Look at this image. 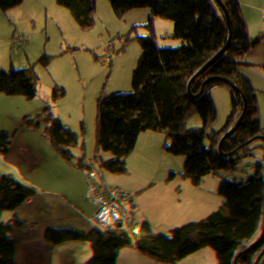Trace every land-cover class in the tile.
I'll use <instances>...</instances> for the list:
<instances>
[{
    "label": "water",
    "instance_id": "95a60500",
    "mask_svg": "<svg viewBox=\"0 0 264 264\" xmlns=\"http://www.w3.org/2000/svg\"><path fill=\"white\" fill-rule=\"evenodd\" d=\"M0 113L183 264H264V0H47Z\"/></svg>",
    "mask_w": 264,
    "mask_h": 264
},
{
    "label": "crops",
    "instance_id": "0c3cea01",
    "mask_svg": "<svg viewBox=\"0 0 264 264\" xmlns=\"http://www.w3.org/2000/svg\"><path fill=\"white\" fill-rule=\"evenodd\" d=\"M9 136L14 147H0V160L17 170L0 190V205L13 218L0 211V236L19 244L25 264H183L167 255L162 260L138 257L125 246L119 228L101 229L117 218L113 213L49 167L17 135ZM93 224L98 229L90 234Z\"/></svg>",
    "mask_w": 264,
    "mask_h": 264
},
{
    "label": "trees",
    "instance_id": "16d2710c",
    "mask_svg": "<svg viewBox=\"0 0 264 264\" xmlns=\"http://www.w3.org/2000/svg\"><path fill=\"white\" fill-rule=\"evenodd\" d=\"M46 2L47 0H14L13 2L6 5L0 4V26L2 21L5 20L9 15L18 16L20 9L39 5V11L46 4ZM38 11L33 14L32 19H34ZM29 29L30 26L28 23V28L23 36L11 39L2 32L0 27V74L7 64V59L15 56V52H20L24 48L19 47L18 41L22 37H24L25 40L27 39ZM4 48L8 51H6ZM3 124L4 121L1 118L0 113V147L10 150L13 149L14 144L11 137L9 136V129H6L5 124ZM16 170L17 167L14 164L8 165L5 160H0V190L6 186L12 174ZM0 211L4 212L7 219L13 218V216L9 215V210L6 206L0 205ZM28 214L33 216V213L31 212ZM113 228H119L121 230L125 246L129 250L133 251L138 257L149 260H162L165 257V254L153 242L148 233L142 230H135L131 228L119 218H115L113 221L105 224V226H103L101 229L109 230ZM18 249L19 244L14 240L0 236V264H25V258L18 253Z\"/></svg>",
    "mask_w": 264,
    "mask_h": 264
},
{
    "label": "rangeland",
    "instance_id": "374dc122",
    "mask_svg": "<svg viewBox=\"0 0 264 264\" xmlns=\"http://www.w3.org/2000/svg\"><path fill=\"white\" fill-rule=\"evenodd\" d=\"M14 0H0V4L6 5L8 3L13 2ZM38 6L39 5H34L30 8H25V9H20L19 10V15L14 16V15H9L5 20L2 18V23H1V30L2 32L8 36L9 38H17L21 37L24 35L28 28V23L29 26L33 22V14L38 11ZM4 121V120H3ZM5 128L9 129L8 133L11 135L12 133L16 135L12 129L5 123ZM3 124V125H4Z\"/></svg>",
    "mask_w": 264,
    "mask_h": 264
},
{
    "label": "built area",
    "instance_id": "2783aa9c",
    "mask_svg": "<svg viewBox=\"0 0 264 264\" xmlns=\"http://www.w3.org/2000/svg\"><path fill=\"white\" fill-rule=\"evenodd\" d=\"M18 44H19V47H24L25 45H26V40H25V38L24 37H22V38H20L19 39V41H18ZM5 49V48H4ZM6 51H8L7 49H5ZM16 54L17 53H19L18 51L17 52H15ZM15 54V55H16ZM14 57V56H13ZM13 57H11V58H8L7 59V62L10 60V59H12ZM1 118L4 120V118L2 117V115H1ZM5 121V120H4ZM20 139V141L24 144V145H26L27 147H28V145L21 139V138H19ZM29 148V147H28ZM85 193V192H84ZM86 194V193H85ZM98 229V226H97V224H93V226H91V227H89L88 228V231H89V233L90 234H94L95 232H96V230Z\"/></svg>",
    "mask_w": 264,
    "mask_h": 264
}]
</instances>
